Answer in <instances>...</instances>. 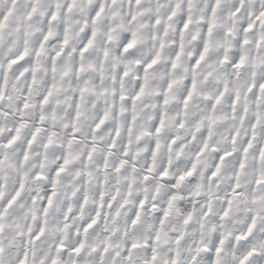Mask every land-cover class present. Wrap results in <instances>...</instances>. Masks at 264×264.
Here are the masks:
<instances>
[{
  "label": "rangeland",
  "instance_id": "374dc122",
  "mask_svg": "<svg viewBox=\"0 0 264 264\" xmlns=\"http://www.w3.org/2000/svg\"><path fill=\"white\" fill-rule=\"evenodd\" d=\"M0 264H264V0H0Z\"/></svg>",
  "mask_w": 264,
  "mask_h": 264
},
{
  "label": "built area",
  "instance_id": "2783aa9c",
  "mask_svg": "<svg viewBox=\"0 0 264 264\" xmlns=\"http://www.w3.org/2000/svg\"><path fill=\"white\" fill-rule=\"evenodd\" d=\"M181 207H182V209H186V208H191L192 205H191V203H183V204L181 205Z\"/></svg>",
  "mask_w": 264,
  "mask_h": 264
}]
</instances>
